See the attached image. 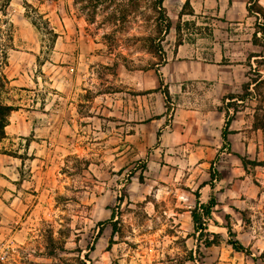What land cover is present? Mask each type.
<instances>
[{
  "label": "rangeland",
  "instance_id": "rangeland-1",
  "mask_svg": "<svg viewBox=\"0 0 264 264\" xmlns=\"http://www.w3.org/2000/svg\"><path fill=\"white\" fill-rule=\"evenodd\" d=\"M154 2L0 0V76L14 80L10 96L23 108L0 143L14 155L0 156V264H264V84L243 89L264 76V60L245 62L231 146L215 113L200 116L214 108L213 81L193 76L235 72L228 39H253L264 20L235 30L167 11L163 62L146 48ZM27 120L32 131L19 136ZM233 148L258 163L244 165ZM213 168L223 177L215 190ZM212 192L209 230L219 236L206 247L192 211ZM227 226L251 255L229 244Z\"/></svg>",
  "mask_w": 264,
  "mask_h": 264
},
{
  "label": "trees",
  "instance_id": "trees-1",
  "mask_svg": "<svg viewBox=\"0 0 264 264\" xmlns=\"http://www.w3.org/2000/svg\"><path fill=\"white\" fill-rule=\"evenodd\" d=\"M138 1V0H137ZM10 0H6V4H9ZM249 14L252 15L254 13L259 14L263 20H264V9L260 7L257 4V0H249ZM153 8L158 13L156 18V24H157V35L156 36H147L145 37V40L148 42V46L146 47L149 52L153 53L155 56L159 57L161 61H166V53L165 50L161 44L162 41H164L165 36L168 35L172 29V22L168 16L167 9L164 6V0H155ZM184 15H195L193 9L190 6V3L187 2L182 11H181V17ZM185 23H189V21H185ZM261 32L262 36H258V33ZM176 33H177V42L176 44L178 46L184 44V39L182 38V27L181 22H178L176 25ZM261 39L264 40V22L257 23L256 24V30L253 34V42L255 44L264 46V44L261 43ZM259 59H256V64L258 65L260 61L264 60V52H261L260 54H256ZM153 69H155L157 72L159 69L153 65ZM260 72V71H259ZM262 72V71H261ZM162 80V77H161ZM253 83H247L244 84L243 89L249 90L251 84H254V88H257L258 86L264 84V76L259 75L258 78L252 80ZM10 80L6 76V74H2L0 76V142L3 141V139L6 137V127L9 125L10 117L14 110L17 109V106L14 104L15 99H13L10 96ZM250 91V90H249ZM165 97L167 99L170 98V92L167 89L164 91ZM243 96L239 94H227L224 96V100L230 99V102L227 104V110H226V117L225 122L223 124V128L221 131V137L223 139V142L227 145H230L229 142V135L233 132V130L230 129L231 127V118L229 116V110L231 109L232 105H238V101H244L242 99ZM238 107V106H237ZM237 107H234L235 111H239ZM244 165H247L249 163L257 164L256 161L248 160L245 156H242L240 154H237ZM211 174V181L207 182L206 185H210L213 190H215L217 184L223 180V177L220 172H218L216 169L213 168L210 172ZM123 191L126 194L128 193V184H126L123 188ZM219 204L218 196L212 192L207 202H200V200L197 201V205L192 211V219L194 223V228L197 233H199V240H201V244H203L206 247L212 246L216 242V238L219 236V234L210 232L209 227L211 225V222L214 221V211L215 207ZM104 223H102L103 225ZM228 227V226H227ZM113 229L116 231L115 223L113 224ZM231 239L229 240V244L233 246V248L237 251L243 252L247 255H251L252 252L249 248H247L241 241L235 238L234 233L230 226L228 227Z\"/></svg>",
  "mask_w": 264,
  "mask_h": 264
},
{
  "label": "crops",
  "instance_id": "crops-1",
  "mask_svg": "<svg viewBox=\"0 0 264 264\" xmlns=\"http://www.w3.org/2000/svg\"><path fill=\"white\" fill-rule=\"evenodd\" d=\"M189 2L191 8L193 9L195 15H184L181 17V11L184 7V5ZM257 4L264 9V0H257ZM249 0H164V6L166 7L167 11L171 15L174 14V17L177 18L179 16V19H196L202 15L210 14L215 17V20L219 22L220 24H229L231 26H237L235 30H239L240 28L248 29L247 26L251 25V21L253 18H255V22H260L263 18L257 14L254 13L252 15L249 14ZM255 28H253L254 30ZM245 39V40H244ZM228 43L231 45L232 48L228 49V53L230 54V66L233 67L232 71L235 72H193V76L195 79L199 80L200 82L203 79L210 78L213 81V86H215L216 99L214 108H205L201 110L200 116L205 117L208 115V113H215L213 115L217 116L218 121L221 122L222 126L224 122V112L219 109V105H221L223 98L227 94H237L240 92L243 83H245L246 78V72L244 66L246 65V61H250L252 63H255L256 59H259V57L256 56V54H260L261 50L258 48L261 47V45L255 44L253 42V39L251 37L244 38L242 35H236L235 37H231L228 39ZM226 44V43H224ZM185 44H182L179 46L176 52V59L182 58L181 56V47H183ZM236 47V48H234ZM241 47V48H240ZM244 47V48H243ZM227 53V52H226ZM224 53L225 57L228 56V54ZM241 67V68H240ZM3 74V73H2ZM6 74V73H4ZM6 76L10 80V84L14 82L12 78L8 74ZM23 110L22 106L17 105V109L13 111L9 125L6 127V137L3 139V141L8 138L9 133L7 132L8 127L11 126V121L13 119V114ZM247 112L240 110L237 111L236 116L237 119H241L243 115H246ZM249 117L246 118L245 124L247 125ZM27 123L25 132H18L19 136H26L27 133H30L32 131V128L30 126V129H28V123L29 121H25ZM249 126H246V129ZM231 130L233 132L229 135H235V130H240L242 128H234L232 126L231 122ZM221 130V129H220ZM27 131V132H26ZM29 131V132H28ZM244 130H241L240 134L244 133ZM222 138V137H221ZM230 139V138H229ZM1 141L0 143H2ZM230 141V140H229ZM231 146V142L230 145ZM247 148L246 142H245V149ZM234 149V148H233ZM235 150V149H234ZM238 152V154H242L241 151L235 150ZM0 156L3 157H13L9 152H0ZM16 157V156H15ZM14 157V158H15ZM4 168H11L9 165H4ZM4 171V170H3Z\"/></svg>",
  "mask_w": 264,
  "mask_h": 264
}]
</instances>
